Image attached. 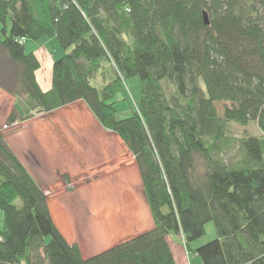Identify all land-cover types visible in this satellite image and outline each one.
I'll return each mask as SVG.
<instances>
[{
    "label": "trees",
    "instance_id": "16d2710c",
    "mask_svg": "<svg viewBox=\"0 0 264 264\" xmlns=\"http://www.w3.org/2000/svg\"><path fill=\"white\" fill-rule=\"evenodd\" d=\"M0 25V60L14 67V84L0 87L28 95L39 114L85 103L132 154L154 221L84 257L0 134V264H176L171 233L203 264H264V0H0ZM44 38L64 52L49 91L26 50ZM131 78L141 99L120 119L114 100ZM221 102L232 105L223 118ZM225 122L256 123L263 134L240 140L239 161L223 154ZM209 223L217 238L193 250Z\"/></svg>",
    "mask_w": 264,
    "mask_h": 264
},
{
    "label": "rangeland",
    "instance_id": "374dc122",
    "mask_svg": "<svg viewBox=\"0 0 264 264\" xmlns=\"http://www.w3.org/2000/svg\"><path fill=\"white\" fill-rule=\"evenodd\" d=\"M10 28L9 22V31ZM3 37L0 25V40ZM26 49L39 58L38 81L43 87H49L53 64L63 56V50L55 38L27 41ZM11 70H14L11 63L1 59L0 85L10 88L14 84V79L10 80ZM103 84L98 79L93 81L96 87ZM123 86L126 94H118L114 100L118 102L120 119L130 117L131 107L136 108L141 99L139 78L127 79ZM16 105L21 107V115L16 112ZM216 106L223 118L225 108L232 105L221 102ZM13 112L18 122L6 126ZM52 113L39 114L28 95L15 96L0 87V134L36 182L48 191L51 215L66 239L77 244L84 257H89L153 228L140 170L122 140L106 133L81 102L56 112L57 125L47 121ZM54 128L66 131L52 133ZM224 130L227 141L223 154L236 161L241 159L240 140L252 135L263 137L256 123L244 127L225 122ZM63 140L71 141L75 150L70 146L65 150L55 146ZM198 163L200 171L203 170V162L198 159ZM0 222L3 225V214ZM170 236L177 238L175 233ZM216 238V227L209 223L205 236L191 247L196 249Z\"/></svg>",
    "mask_w": 264,
    "mask_h": 264
},
{
    "label": "crops",
    "instance_id": "0c3cea01",
    "mask_svg": "<svg viewBox=\"0 0 264 264\" xmlns=\"http://www.w3.org/2000/svg\"><path fill=\"white\" fill-rule=\"evenodd\" d=\"M26 43H27V41H26ZM30 46H32V45H30ZM27 50V49H26ZM31 53V52H30ZM32 53H34V52H32ZM35 54V53H34ZM36 55V54H35ZM63 55H64V53H63ZM39 59V58H38ZM36 77H37V81H38V76H37V73H36ZM39 82V81H38ZM39 84H40V82H39ZM40 86L42 87V89L44 90V91H49L50 89H51V87H52V79H51V85L49 86V87H43L41 84H40ZM82 104H85V103H83V102H81ZM86 105V104H85ZM68 106H66V107H64V108H61V109H58V110H56V111H54L52 114H50L49 115V117H48V119H47V121L50 123V124H56V122H57V120H58V117H57V114H56V112H59V111H62V110H66V108H67ZM11 110H13V109H11ZM65 117V116H64ZM63 117V118H64ZM45 119V118H44ZM75 120V119H74ZM16 122H18V120L16 121ZM17 124V123H16ZM57 125V124H56ZM99 125V124H98ZM100 126V125H99ZM1 127V126H0ZM101 128H103L102 126H100ZM86 129V128H85ZM63 131V133L66 131V129H58V128H54L53 130H52V133H55V132H58V131ZM103 130H105L104 128H103ZM2 130H1V128H0V132H1ZM85 131H87V129L85 130ZM106 131V133H111V134H114V133H112V132H110V131H107V130H105ZM91 134V133H90ZM92 134H94V133H92ZM85 135L86 136H88L89 135V133H85ZM84 135V136H85ZM95 135V134H94ZM96 136V135H95ZM117 136V135H116ZM97 137V136H96ZM118 137V136H117ZM82 138H84V137H82ZM119 138V137H118ZM74 144H72V142L71 141H68V140H63L62 142L61 141H59V142H56V144H55V146H57L58 148H63L64 150H65V148H70V147H72V149H74L75 150V148H74V146H73ZM70 146V147H69ZM79 147L80 148H82V145L79 143ZM46 194L48 195V198H49V194H48V191H46ZM154 227V226H153ZM149 230V229H148ZM147 231V230H146ZM145 232V231H144ZM140 234V233H139ZM176 239H177V241H176ZM172 238L170 235L168 236V241H169V244H170V247H171V249H172V252H173V255H174V259H175V263L176 264H203L202 263V260L196 255V254H194L192 251H188L184 246H183V244H184V242H183V237H182V235H177V238ZM178 240H181L182 241V244L178 241ZM124 242V241H123ZM121 243V242H120ZM192 248V247H191ZM193 249V248H192ZM194 250V249H193Z\"/></svg>",
    "mask_w": 264,
    "mask_h": 264
},
{
    "label": "water",
    "instance_id": "95a60500",
    "mask_svg": "<svg viewBox=\"0 0 264 264\" xmlns=\"http://www.w3.org/2000/svg\"><path fill=\"white\" fill-rule=\"evenodd\" d=\"M204 19H205L206 24L209 25L210 21L208 19V14L206 12L204 13Z\"/></svg>",
    "mask_w": 264,
    "mask_h": 264
}]
</instances>
